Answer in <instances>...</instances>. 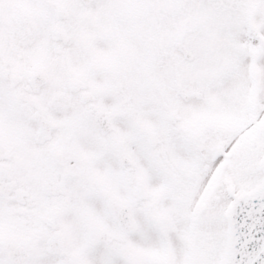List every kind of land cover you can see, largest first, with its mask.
Wrapping results in <instances>:
<instances>
[{
	"label": "snow or ice",
	"instance_id": "1",
	"mask_svg": "<svg viewBox=\"0 0 264 264\" xmlns=\"http://www.w3.org/2000/svg\"><path fill=\"white\" fill-rule=\"evenodd\" d=\"M0 264H264V0H0Z\"/></svg>",
	"mask_w": 264,
	"mask_h": 264
}]
</instances>
